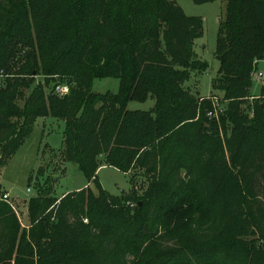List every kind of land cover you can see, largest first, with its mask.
<instances>
[{"label":"trees","instance_id":"16d2710c","mask_svg":"<svg viewBox=\"0 0 264 264\" xmlns=\"http://www.w3.org/2000/svg\"><path fill=\"white\" fill-rule=\"evenodd\" d=\"M204 31L170 0H0V169L51 117L89 183L102 166L148 180L142 195L40 191L28 228L0 188V264H264V0L226 4L211 97L188 85L208 69ZM106 78L118 93L94 92Z\"/></svg>","mask_w":264,"mask_h":264},{"label":"rangeland","instance_id":"374dc122","mask_svg":"<svg viewBox=\"0 0 264 264\" xmlns=\"http://www.w3.org/2000/svg\"><path fill=\"white\" fill-rule=\"evenodd\" d=\"M175 1L191 17L204 20L205 31L203 38L196 41L195 49L199 57L208 64V69L200 75H192L188 85L202 97L213 95L212 81L217 77L220 63L214 53L218 46L220 17L224 14L229 0H170ZM264 73V60L259 64L253 78L252 95L259 96L264 80L258 79V74ZM43 79L38 78L37 83ZM60 84V83H59ZM48 89L51 92L53 86ZM65 87V86H61ZM57 93L60 98L70 95ZM93 90L97 93H118L120 81L114 78L97 79L93 83ZM155 99L145 103L131 102L130 111H150L155 106ZM222 110L221 105L215 117ZM65 122L51 117L39 118L33 132L20 150L8 160L0 169V188L9 194L7 202L15 208L23 228L29 227V202L43 192L52 188L54 196L62 198L68 193L90 189L98 195L100 189L113 196L130 194L137 187L140 195L148 186L144 171L134 170L125 174L115 168L102 166L98 171L97 182L87 180L79 167L68 163L63 154ZM30 190V191H29Z\"/></svg>","mask_w":264,"mask_h":264},{"label":"built area","instance_id":"2783aa9c","mask_svg":"<svg viewBox=\"0 0 264 264\" xmlns=\"http://www.w3.org/2000/svg\"><path fill=\"white\" fill-rule=\"evenodd\" d=\"M258 79L259 80H264V73H259L258 74ZM56 92L57 93H60V94H67L69 91H68V87H57L56 88ZM30 191V190H29ZM4 201H6V202H9V200H10V197H9V194H5L4 196H3V198H2ZM14 208V207H13ZM14 210H15V208H14ZM16 211V210H15Z\"/></svg>","mask_w":264,"mask_h":264}]
</instances>
